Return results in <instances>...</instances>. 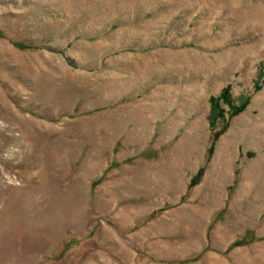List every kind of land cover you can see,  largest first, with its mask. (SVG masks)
Listing matches in <instances>:
<instances>
[{"label": "rangeland", "instance_id": "374dc122", "mask_svg": "<svg viewBox=\"0 0 264 264\" xmlns=\"http://www.w3.org/2000/svg\"><path fill=\"white\" fill-rule=\"evenodd\" d=\"M0 264H264V0H0Z\"/></svg>", "mask_w": 264, "mask_h": 264}, {"label": "trees", "instance_id": "16d2710c", "mask_svg": "<svg viewBox=\"0 0 264 264\" xmlns=\"http://www.w3.org/2000/svg\"><path fill=\"white\" fill-rule=\"evenodd\" d=\"M222 95H223V97L225 95L227 96V92L226 91H223V94ZM226 100H227V98H226ZM212 104H214V100L212 101ZM217 137H218V134H217V132H215L214 135H213V140H215ZM209 150H211V148Z\"/></svg>", "mask_w": 264, "mask_h": 264}]
</instances>
